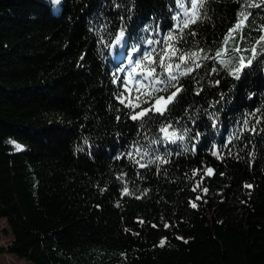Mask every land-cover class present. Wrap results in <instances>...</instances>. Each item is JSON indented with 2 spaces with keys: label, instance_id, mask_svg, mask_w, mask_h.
I'll use <instances>...</instances> for the list:
<instances>
[{
  "label": "trees",
  "instance_id": "obj_1",
  "mask_svg": "<svg viewBox=\"0 0 264 264\" xmlns=\"http://www.w3.org/2000/svg\"><path fill=\"white\" fill-rule=\"evenodd\" d=\"M243 4L207 0L178 46L214 54ZM247 11L237 42L259 48L264 8ZM181 12L177 0H0L9 253L30 264H264V56L239 79L201 61L180 77L183 91L163 116L132 121L117 98L135 60L162 50L155 42ZM136 95L125 93L133 103ZM168 123L184 140L153 143Z\"/></svg>",
  "mask_w": 264,
  "mask_h": 264
},
{
  "label": "snow or ice",
  "instance_id": "obj_2",
  "mask_svg": "<svg viewBox=\"0 0 264 264\" xmlns=\"http://www.w3.org/2000/svg\"><path fill=\"white\" fill-rule=\"evenodd\" d=\"M55 2L59 3V0H55ZM177 3L182 12L175 17V26L169 30L162 41L158 40L155 42L163 44L162 50L159 53H156L155 49L145 51L141 59L135 60L134 66L128 72L127 79L122 81L124 92L119 93L117 98L121 105L130 109L129 118L132 121H145V118L151 119L150 113L163 116L168 111L169 105L173 104L179 93L183 91V88L179 86L180 77L189 75L196 69L201 68L203 66L201 61L212 60L227 70L229 75L239 79V74L244 68L251 66L253 61L259 56H264V25L256 29L260 33L255 41V44L260 46L259 48L256 46H253L251 49L242 48L237 42V36L240 40L245 39L243 30L249 27L248 20L253 15L247 9L264 8V0H244V4L239 11V19L223 38L222 46L211 55L207 54L202 48H198L195 51H184L178 46L185 41L184 30L189 29L190 25H195L198 21H202L206 16L203 10L207 0H177ZM187 35L194 37L196 36V31L190 30ZM123 36L124 32L121 31L115 37L117 44L121 42ZM152 44L153 41L149 40L148 45L151 46ZM154 53L156 54L154 55ZM243 53H248V55H244ZM233 62H235L234 67ZM188 65H194V67ZM182 66L184 67L182 68ZM158 68L161 71L158 72ZM120 71L123 72L124 69L121 68ZM211 71L215 72L217 69L212 68ZM113 82L116 81L114 80ZM130 83L132 87H129ZM169 89H175V91L169 92ZM132 91L137 93L135 103L132 102L131 98L125 96V93L130 94ZM160 93H166V95H161ZM143 104H147L148 107H142ZM137 108L140 111H136ZM245 125H247V121H245ZM140 126L143 127V123ZM159 132L163 134L162 137L153 140V143L159 142V139H162L174 144L177 140L183 141L185 138V134L177 132L171 123L162 125L159 128ZM15 148L16 151L23 150L22 146L18 144L15 145ZM140 151V148L136 149L137 153H140ZM131 155L129 153V157ZM143 155H148V152L145 151ZM213 155H216V153L214 152ZM156 160L167 163L160 156H157ZM140 166L146 167L145 164H141ZM206 171L208 174H212L213 172L211 168H208ZM245 187L251 188L252 186L245 185ZM195 190L193 189V191ZM203 191L207 193L206 188ZM124 193L125 195L129 194L127 188L124 189ZM196 199H200V197L197 196ZM191 206L193 208L197 207L195 203H192ZM165 243L166 241L161 240L159 246L163 247Z\"/></svg>",
  "mask_w": 264,
  "mask_h": 264
},
{
  "label": "rangeland",
  "instance_id": "obj_3",
  "mask_svg": "<svg viewBox=\"0 0 264 264\" xmlns=\"http://www.w3.org/2000/svg\"><path fill=\"white\" fill-rule=\"evenodd\" d=\"M117 57H120V55H118ZM263 74H264V64H263ZM11 240H12V235L10 229L7 226L5 220H1L0 221V264H30L25 260L18 259L13 254L7 251V248Z\"/></svg>",
  "mask_w": 264,
  "mask_h": 264
}]
</instances>
